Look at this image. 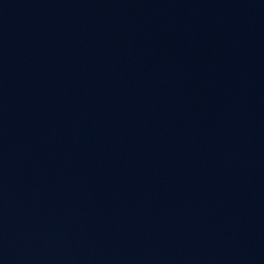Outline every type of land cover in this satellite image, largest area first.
<instances>
[{"label": "water", "instance_id": "1", "mask_svg": "<svg viewBox=\"0 0 264 264\" xmlns=\"http://www.w3.org/2000/svg\"><path fill=\"white\" fill-rule=\"evenodd\" d=\"M0 264H264V0H0Z\"/></svg>", "mask_w": 264, "mask_h": 264}]
</instances>
